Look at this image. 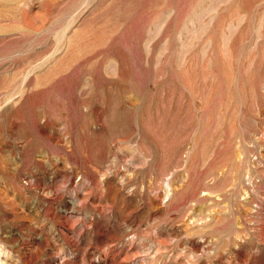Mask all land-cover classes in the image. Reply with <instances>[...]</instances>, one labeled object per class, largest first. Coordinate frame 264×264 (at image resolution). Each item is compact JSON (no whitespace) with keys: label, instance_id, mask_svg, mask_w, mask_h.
Listing matches in <instances>:
<instances>
[{"label":"rangeland","instance_id":"1","mask_svg":"<svg viewBox=\"0 0 264 264\" xmlns=\"http://www.w3.org/2000/svg\"><path fill=\"white\" fill-rule=\"evenodd\" d=\"M0 264H264V0H0Z\"/></svg>","mask_w":264,"mask_h":264}]
</instances>
